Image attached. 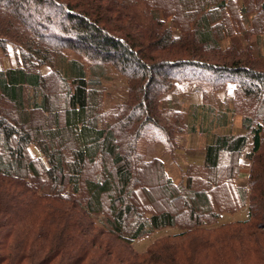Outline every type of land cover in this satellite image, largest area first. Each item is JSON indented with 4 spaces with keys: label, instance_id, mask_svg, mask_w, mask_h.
I'll list each match as a JSON object with an SVG mask.
<instances>
[{
    "label": "trees",
    "instance_id": "16d2710c",
    "mask_svg": "<svg viewBox=\"0 0 264 264\" xmlns=\"http://www.w3.org/2000/svg\"><path fill=\"white\" fill-rule=\"evenodd\" d=\"M242 1L0 0V60L20 59L0 69V264H264V0ZM178 84L203 103L165 105ZM199 132L205 162L176 181L150 148L175 162Z\"/></svg>",
    "mask_w": 264,
    "mask_h": 264
},
{
    "label": "crops",
    "instance_id": "0c3cea01",
    "mask_svg": "<svg viewBox=\"0 0 264 264\" xmlns=\"http://www.w3.org/2000/svg\"><path fill=\"white\" fill-rule=\"evenodd\" d=\"M228 92H220L217 96L211 99L212 110L221 112L225 107L226 97H229ZM203 103V95L197 90L187 84H178L173 91L164 99V104L189 112L192 105H200ZM238 115L233 117L231 124V131L235 134L242 133L243 130L234 129L236 126L235 119ZM242 123V122H241ZM242 125V124H241ZM243 129V128H242ZM207 140L205 133H189L180 139L181 148L177 150L176 161L173 162L170 156H165L161 145L150 148L151 155L161 157L167 167L168 173L174 180L182 179V173L186 171L189 165H203L205 162L204 145ZM250 145L247 147L245 153L250 150ZM244 158V157H243ZM240 176V174H239Z\"/></svg>",
    "mask_w": 264,
    "mask_h": 264
},
{
    "label": "rangeland",
    "instance_id": "374dc122",
    "mask_svg": "<svg viewBox=\"0 0 264 264\" xmlns=\"http://www.w3.org/2000/svg\"><path fill=\"white\" fill-rule=\"evenodd\" d=\"M169 0H165V2H168ZM170 1H174V0H170ZM240 3H242V0H239ZM171 5V4H170ZM172 6V5H171ZM236 41L239 42H243L240 41L239 38L235 39ZM263 43L260 44V46H256V44L254 43L255 47H256V52L261 53L264 56V41H262ZM69 57H73V53L67 52ZM20 59H19V55L18 52H16V50H14L12 48V46L9 47V55L5 58H3L2 60H0V69L3 68H10V67H16L19 63ZM50 67L48 66H43L41 68V72L43 74H48L50 72ZM126 81L122 76L118 77V80L114 83V85L110 88V97L109 100L107 101V106H111L116 102L121 101L124 96H125V91H126ZM234 88H235V84L234 83H229L227 85V89L226 91L228 92V96L231 97L233 96V92H234ZM213 98V97H212ZM211 98V99H212ZM208 104L211 103V100H207ZM187 112V111H186ZM238 115V114H237ZM242 117L241 115H238V117H236L235 119V123H236V127L234 129H239V130H243L242 133H245L244 129H242ZM186 136V135H183ZM183 136L179 137V144L180 147L178 149L181 148V142L180 139L183 138ZM157 146V145H155ZM146 145L143 144V148H145ZM177 149V150H178ZM144 150V149H143ZM176 150V152H177ZM31 151L33 154L37 155L38 152L34 149L31 148ZM164 153V152H163ZM177 154V153H176ZM166 156V155H165ZM244 157V158H243ZM250 170V163L246 160V153L243 154L242 158H241V166H240V176L238 175L237 178L235 179V184L237 186H246L247 185V181H248V172ZM180 181V180H179ZM249 218V208L248 206L243 207L239 212L235 213V214H224L222 216L221 222L222 223H228V222H233V221H243V220H247ZM174 229H164V230H159L156 231L152 236H148V237H144L141 238L137 241H135L134 243V248L137 252L139 253H144L147 248L150 246V244L157 238L162 237L164 235H168L171 233H174Z\"/></svg>",
    "mask_w": 264,
    "mask_h": 264
}]
</instances>
